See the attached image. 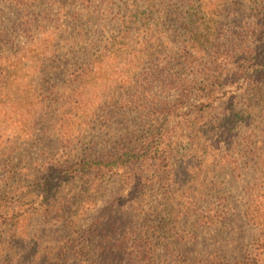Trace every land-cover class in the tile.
I'll return each mask as SVG.
<instances>
[{"label": "rangeland", "instance_id": "1", "mask_svg": "<svg viewBox=\"0 0 264 264\" xmlns=\"http://www.w3.org/2000/svg\"><path fill=\"white\" fill-rule=\"evenodd\" d=\"M188 3L0 0V50L7 39H15L12 51L30 50L0 79V264H53L68 243L96 264H117L112 251L138 245L154 209L178 215L164 264L205 252L233 260L257 236L246 211L264 188V136L252 134L257 124L248 119L264 96L249 89L253 69L233 46L234 58L219 59L225 74L206 80L198 64L212 50L188 52L185 30L204 20L203 28L215 27L209 47L221 52L238 42L259 61L264 9L249 0H199L190 11ZM196 10L199 17L190 16ZM37 36L53 46L47 61L33 56ZM38 96L50 98L43 115ZM244 109L246 123L233 125L231 114ZM66 134L92 157L117 155L134 142L150 144L148 156L159 154L141 168L85 175L72 192L80 196L72 227L49 213L35 181L39 169L68 153ZM199 211L213 222L201 225Z\"/></svg>", "mask_w": 264, "mask_h": 264}, {"label": "trees", "instance_id": "2", "mask_svg": "<svg viewBox=\"0 0 264 264\" xmlns=\"http://www.w3.org/2000/svg\"><path fill=\"white\" fill-rule=\"evenodd\" d=\"M199 0H188V6H192L191 10H193V5ZM238 2L239 0H234V2ZM254 3H261L262 8L264 9V0H249ZM190 16L199 17V11L190 12ZM212 17V16H211ZM210 17V19H212ZM209 19V20H210ZM262 19L264 21V11L262 12ZM194 22V23H193ZM213 22V20H212ZM192 25H188L186 27V33L189 36L187 39L186 49L193 55H204L207 53V50L211 48L210 60L208 62H201L198 64V67L202 66L201 72L206 68V80H218L221 78L225 72V67L222 65L223 62H219L220 58L226 57L228 58L232 52L229 51V46H233L238 48V52L241 55L242 65L248 64L244 66V68L252 67V75H249V89L254 90L255 95L264 96V59L257 60L258 55H254L256 51H251L250 48L243 49L239 45L238 42H227L225 43V47L220 50H215L213 47H209L207 43V39L211 38V30L215 27H205L203 28V23L201 21L195 20L191 21ZM198 23V24H196ZM261 24V23H260ZM207 25V24H205ZM258 27V25H256ZM264 28V26H263ZM4 32V31H3ZM25 34L32 32L30 30H24ZM257 29L253 31V37L256 36ZM1 35V33H0ZM260 41L264 42V30L260 32ZM44 39V38H43ZM18 42V38L16 40ZM226 42V41H225ZM8 45H3L0 50V79L3 81L6 76L14 73V69H16L19 64V59L22 57L28 56L30 50L25 48L24 50L18 49L14 50L15 39L10 41L7 39ZM40 43V44H39ZM43 40L37 36L33 37L32 45L36 47L38 50L33 56L41 55L46 57V61L48 60V53L53 52V46L51 43H45L43 46ZM222 46V45H219ZM260 49L259 47L257 48ZM264 53V50H263ZM262 54V53H260ZM234 58V55H232ZM42 59H45L42 57ZM41 58H37V66H39L42 61ZM217 66H213L216 64ZM39 67L35 68L37 72ZM204 75H202L203 77ZM214 81V83L216 82ZM7 82V81H6ZM40 101L38 102V114L43 115L44 111L47 109L46 106L50 101V98L43 99L38 96ZM247 110H234L233 114H231V121L234 125L235 123L245 122L247 117L245 113ZM57 115H59L57 113ZM261 118V119H260ZM249 120H252L249 123V127L257 125L254 127V131L252 134H256V129L264 136V107L259 110H253L249 113ZM259 120V121H258ZM67 139H64L62 143H65L68 147V153L64 155L63 159H56L50 165L39 169L35 181L41 189V193L44 196V199L47 202L48 211L50 214L56 213L62 218L66 219V221L73 227L76 224L75 213L73 208H77L80 196L78 193L72 195V192H76L78 190L77 184L84 178L85 175H91L94 171L103 170L107 172L117 171L121 168H130L133 169L135 167L141 168L147 161L153 160L157 158V154L148 156L150 151L149 145H140V143L134 142L131 143V146L125 147L117 151V155H108V157H92L88 152H82L78 149V145L75 139H70L71 135L66 134ZM153 134L148 135L149 140ZM255 137V136H254ZM155 139V138H154ZM154 139H151L153 141ZM150 141V142H151ZM264 143V140H263ZM257 148V147H256ZM254 148V150H256ZM261 151V148L259 149ZM248 151L255 153L252 150ZM157 152V151H156ZM151 154V153H150ZM163 154V153H162ZM264 154V150L262 149L261 155ZM165 156V153L164 155ZM262 162V169H264V161ZM101 168V169H98ZM97 174V173H96ZM98 176V174H97ZM141 179V178H140ZM141 181V180H140ZM263 184L264 185V180ZM259 198L260 200L256 203H248V208L246 211V217L253 224L256 225L259 232L256 237L252 240L250 245L245 249L244 253L240 257H235L233 260L227 259L225 256L220 255L219 253L214 252H205L200 253L195 257L190 258L189 260L184 261L180 264H264V188L260 187L259 189ZM152 210V209H149ZM150 212V223L146 224V229L143 234L137 239L138 245L132 247L130 251H112V263L121 264L125 262L126 264H164L165 257H167L166 246L172 245L171 239L173 238V233L176 231V222L178 219V215L173 212L160 213L157 209ZM200 212V211H199ZM200 212V217L198 221L201 222V225L211 224L213 221L208 215H203ZM73 243V242H72ZM123 243H121V246ZM57 261L53 264H96L95 259H92V255L88 251L81 252L80 249H76L75 246L71 244H66L64 248L56 255Z\"/></svg>", "mask_w": 264, "mask_h": 264}]
</instances>
